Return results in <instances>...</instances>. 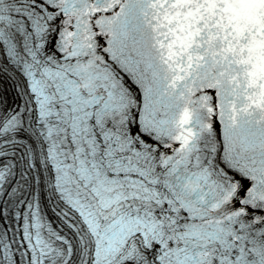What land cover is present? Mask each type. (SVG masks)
Returning a JSON list of instances; mask_svg holds the SVG:
<instances>
[{
	"label": "snow or ice",
	"instance_id": "1",
	"mask_svg": "<svg viewBox=\"0 0 264 264\" xmlns=\"http://www.w3.org/2000/svg\"><path fill=\"white\" fill-rule=\"evenodd\" d=\"M0 264H264V0H0Z\"/></svg>",
	"mask_w": 264,
	"mask_h": 264
}]
</instances>
